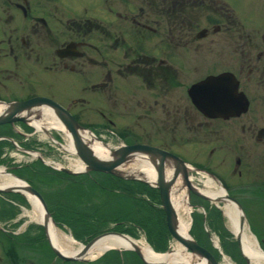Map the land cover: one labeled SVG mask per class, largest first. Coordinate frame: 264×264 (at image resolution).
Segmentation results:
<instances>
[{"label": "flooded vegetation", "instance_id": "af4514ba", "mask_svg": "<svg viewBox=\"0 0 264 264\" xmlns=\"http://www.w3.org/2000/svg\"><path fill=\"white\" fill-rule=\"evenodd\" d=\"M249 19L237 0H0V114L18 104L16 119L0 124V159L12 148L31 161L7 164L8 173L33 172L24 180L50 222L71 229L72 214L82 213L48 204L51 185L67 178L39 177L63 172L61 136L70 130L62 115L108 149L141 145L177 156L189 179L202 173L241 210L264 214V30ZM27 202L19 190L0 192L8 204L0 208V264H94L111 251L114 260L100 263L120 264L122 251L135 252L63 258L44 222L20 219ZM104 231L118 230L75 238Z\"/></svg>", "mask_w": 264, "mask_h": 264}, {"label": "rangeland", "instance_id": "374dc122", "mask_svg": "<svg viewBox=\"0 0 264 264\" xmlns=\"http://www.w3.org/2000/svg\"><path fill=\"white\" fill-rule=\"evenodd\" d=\"M240 3L243 4V13L244 15H248L250 17L249 20L252 19V17H256L258 19V23L260 26V30H264V0H237ZM63 138V141L66 143L65 147L69 145L70 138L65 137L64 135L61 136ZM1 150V149H0ZM55 147H53L52 154L53 158L59 157L58 152ZM6 152L7 157L0 159V167L4 168L5 171L9 172L7 169V164H22V163H31L29 161L30 156L29 155H23L22 153L18 152L16 149H8ZM62 163L61 165L65 166L69 170H76V169H82L83 164L81 161L77 159V157L72 154L70 151H63L62 153ZM2 157V156H1ZM136 159L141 158H134L131 160V162L125 163L120 167L124 171H130L131 169H136L137 167H133L134 161ZM56 161V160H55ZM21 176L15 175L16 177H19L21 180L25 181L26 177L29 175L27 171L22 169ZM10 174V173H8ZM12 175L16 173H11ZM135 177L139 178L140 176L133 173ZM54 175V174H53ZM100 180L102 183H106V177L101 176L97 173L93 174V178L95 177ZM190 180L197 188H199L202 192H208V191H214V190H222L221 187L218 184H212L211 186L206 185L204 182L206 180V176L202 173H195L191 172L189 174ZM206 177V178H205ZM205 178V179H204ZM96 179V180H97ZM97 180V181H98ZM52 181H60V179L52 180ZM99 182V181H98ZM62 186L58 184H52L51 185V193L52 197L56 198L60 205L58 207L60 208H70L71 211L77 212L79 211L81 216L78 214L73 215L72 220L70 222V230H62L59 228L53 221L52 226L54 230L57 232L58 235L64 234L68 235L72 238V240L76 243V246L78 245V242H80V238H75V235L81 230H84L85 227L96 228L92 229L93 231H102L107 228H112L114 226H118L120 228H127L128 232L120 231L129 236L131 239L135 240L139 245H147L150 247L147 240L150 238H155V230L158 228L159 224H155L154 221L151 218L150 210L146 206L140 205V209L133 210V206H131L130 201L124 202L123 199L117 198V197H109L108 195H101V192L97 185L92 184L91 187L88 188L85 187V185H81L83 188H68V182L63 181ZM181 181L175 182L174 190H178L179 185H181ZM133 184V183H132ZM134 185V184H133ZM76 187V185H75ZM80 187V186H79ZM77 190V191H76ZM145 199H147V196H145L142 192H139ZM176 194H181L186 196L185 189H181ZM26 195V194H25ZM174 196V194H173ZM3 197H6L7 199H11L10 195H4ZM26 197L29 200V197L26 195ZM14 201V200H13ZM159 201V200H158ZM30 204L28 203L27 206H24L21 204L22 207L29 209L31 205V210L24 211L25 214H23V211L20 209L21 213L19 214L20 219H30L32 221H35L32 219L33 216L37 215L33 211V205L32 202L29 200ZM155 203L156 207H160V203L158 204L156 201H153ZM133 204V203H132ZM186 204L188 206L187 211L181 210V215L184 216L185 219L188 220L189 226H188V234L193 237L197 243L205 248H207L215 257L218 264H250L245 261L242 254L238 250L237 244L235 242V236L232 234V232L229 230L228 227V221L226 216L223 213L222 206L223 201H208L205 199H201L197 196H194L192 194L186 196ZM250 206H255L253 202L249 204ZM99 206V207H98ZM57 207V206H56ZM161 208V207H160ZM252 209V208H251ZM105 214L101 215L100 220L93 222V213L99 212ZM124 213V212H130L134 215L146 216V220L144 221L146 223L143 227H135L130 224V220H121L119 224H116L119 221L118 219H115L112 217L116 213ZM145 215V216H144ZM242 215L244 222L246 224L247 230L253 234V236L256 238V240L259 243V246L264 251V244L259 241V238L264 237V214L258 212L257 210H242ZM102 219V220H101ZM145 219V218H144ZM162 226L164 227L166 234L164 235L165 240V249L164 250H153L154 252L158 254H163L166 251L175 250L174 247H176L177 241H174L173 238L170 236V234L167 231L166 225H165V218L164 215L162 217ZM83 220V221H82ZM132 221V218H131ZM37 222V221H35ZM5 224H8V221L5 222ZM4 224V226H6ZM85 224V225H84ZM160 226V227H162ZM16 227V226H15ZM14 230H22V226H18L17 229ZM59 228V229H58ZM117 228V227H116ZM262 228V229H260ZM86 229V230H89ZM99 229V230H97ZM130 229V231H129ZM75 234V235H74ZM61 236V235H60ZM88 236V235H87ZM86 237V236H84ZM152 249V248H151ZM188 252V251H187ZM189 253V252H188ZM1 255V252H0ZM99 255V254H98ZM94 255L93 257H89L88 260H91L92 258L98 256ZM115 252H108L105 256H103L100 260H98L94 264H101L100 262L103 261L106 258H111L113 261V257L115 256ZM103 263V262H102ZM119 263L120 264H142L141 257L139 254L130 250H124L119 255Z\"/></svg>", "mask_w": 264, "mask_h": 264}, {"label": "water", "instance_id": "95a60500", "mask_svg": "<svg viewBox=\"0 0 264 264\" xmlns=\"http://www.w3.org/2000/svg\"><path fill=\"white\" fill-rule=\"evenodd\" d=\"M12 105L15 107L3 114H0V124L5 122H11L16 119V117L14 116V112L17 109L18 104L15 103ZM59 116L61 120L64 121L69 127L70 130L69 137L72 143V153H74L84 165L83 168L79 170H69L64 166H59L58 167L59 170L69 174H78L88 171H99V172H104L115 176H119L122 178L143 181L149 184L150 186L156 187L159 191L158 193L159 201L164 213L165 225L168 233L173 238V240L177 241L184 250L188 251L192 255L193 259H203L205 264H218L217 260L209 250L199 245L189 234L188 236H184L178 231L177 215L171 203L172 186L178 177H180L182 181L180 188L185 187V192L187 196L189 194V191H191L201 198L211 200L206 194L201 192L196 186H194L191 183L187 174V166L180 158L168 152L161 151L156 148L144 147L141 145L122 147L115 150L108 149L109 157L107 158L98 157L92 151V149L87 144V142L83 139L82 135L76 131V129L74 128L75 123L73 122V120L70 117H64L62 115ZM144 155L151 156V160L147 162L151 165L154 171V180H155L154 184H151L147 179L144 178V176L142 175L143 172L141 170L131 169L129 172H124L120 168L122 167L123 164L131 162V160L134 158L142 159ZM165 159H170L173 163V166H165L164 163ZM133 173L139 175L140 177L139 178L135 177ZM20 187L23 191L33 196L41 206V209L43 211L44 228L48 233L47 221L49 218V214L46 210L43 199L40 197L38 192L26 182H24ZM222 189L224 190V188ZM5 191H18V189L14 186L0 187V192H5ZM213 200L215 201L229 200L233 202L240 212L239 229L242 228L243 220H244L242 215V210L240 205L235 199L229 197L226 194V192H224V195L222 197H218V198L216 197ZM113 234L122 237H127V235L120 232H115V231L102 232L92 237L86 243L82 244L79 250V255L76 256L66 255L52 244L51 246L53 251L59 256L66 259H75V258H80L83 254H85V252L89 249V247L100 237L113 235ZM236 242H237L238 250L244 257L245 261L249 263V258L245 256L241 251L240 236L238 235H236ZM131 244H132V249L139 254V256L144 260L146 264H153L142 257L138 246H136L132 242ZM171 253L172 250L166 251L163 254L170 255ZM169 264H173V263H169Z\"/></svg>", "mask_w": 264, "mask_h": 264}, {"label": "bare ground", "instance_id": "6f19581e", "mask_svg": "<svg viewBox=\"0 0 264 264\" xmlns=\"http://www.w3.org/2000/svg\"><path fill=\"white\" fill-rule=\"evenodd\" d=\"M45 118L51 120V117L49 115ZM52 118L55 119V117ZM82 137L90 146L95 155L102 158L109 157L108 148L100 142L96 141L91 133L85 132L82 134ZM65 149L68 151H72L71 139L69 141V145L66 146ZM133 167H137L136 169L141 170L143 172L142 175L144 176V178L147 179L151 184L155 182L153 168L144 158L136 159L134 161ZM23 183L24 182L22 180L17 179L11 174H8L7 172H5L4 168L0 167V187L14 186L19 191L26 194L29 197V200L32 202L34 208L33 211H35L34 213L37 214L33 216L32 219L37 222H43V211L41 209V206L33 196L21 189L20 186H22ZM204 183L209 186H211L212 184H217L210 177H207ZM179 191L180 189L174 190V188H172L171 203L177 215L178 231L182 235L188 236L189 222L180 213L181 210L186 212L188 206L186 204L185 194H176ZM203 193L206 194L211 200H213L216 197H222L224 195V190H214ZM222 201V210L227 218L229 230L234 236H240V246L242 253L249 258L250 264H264V253L260 250L259 246L257 245L253 234H251L247 230L245 222L243 223L242 228L239 229L240 212L237 207L233 202L229 200ZM47 227L48 236L53 246L57 247L61 252L65 253L66 255H79V250L81 246H76V243L72 240L70 236L64 234H60L61 236L58 235L57 232L54 230L50 220L47 221ZM131 242L140 248L142 257L153 264H205L203 259H193L192 255L186 250H184L178 242L176 244V247H174L175 250H173L170 255H165L154 252L147 245H139L135 240L131 239L130 237H122L115 234L103 236L97 239L81 257H93L94 255L100 254L104 249L110 247L131 248Z\"/></svg>", "mask_w": 264, "mask_h": 264}, {"label": "trees", "instance_id": "16d2710c", "mask_svg": "<svg viewBox=\"0 0 264 264\" xmlns=\"http://www.w3.org/2000/svg\"><path fill=\"white\" fill-rule=\"evenodd\" d=\"M0 151H2V150H0ZM26 168L27 167H22L19 170L21 171L22 169H24L25 171H27L29 173V175L26 177V179H28V180L30 178L33 179L34 173L29 171ZM94 173H97V174H99L101 176L106 177L107 182L106 183H102L95 176H94L95 177V179H94L93 178V174ZM17 174L19 175V174H21V172L18 171ZM39 175H40L39 176L40 178H44L45 177L50 182H52V180L59 179L58 178L59 176H65L67 178L66 179V183L68 182L67 184H68V186H70L68 188H71V189H73L72 187H74V188H77V187L78 188H83L84 186L82 187L81 185H85V187L88 186V188H89V187H91L90 185L95 184L99 188V190L101 192V195H108L109 197H117V198H119V200L123 199L124 202H127L129 200L131 206H133V210L140 209V205H142V207H143V205L146 206L150 210V215H151V218L154 221V223L155 224H159L158 228L154 232L155 238L152 239L149 236V240H147V241L150 244V246L156 251L164 250L166 248L165 247L166 237L164 238V235L166 234V231H165L164 227L161 225L162 221H163L162 217H163L164 214H163L162 209L160 207L157 208L155 203H153V201H156L159 204L158 196L154 195L151 192V190L149 188H147L143 183H141L139 181H129V180L124 181V180H120V179L112 177V175H110V174L102 173V172H96V171H89V172L82 173V174H77V175L66 174L64 172H52L50 174L42 172ZM19 176H21V175H19ZM58 183H60V182L58 181ZM75 185H76V187H75ZM83 190H85V189L83 188ZM139 192H142L145 196H147V199H145ZM56 200H57L56 198L52 197L48 201L49 206H51L52 208H54L56 206L58 207V205H60V204ZM7 206H8V204H0V208H4V207H7ZM68 207H66V208L68 209ZM58 208H60V207H58ZM60 209H62V208H60ZM0 211H2V210H0ZM101 215L105 216V214L100 213V210L97 213H93L92 216H93L94 219L91 220V221H93V222H96L97 220L99 221ZM112 217L114 218V220L115 219L119 220V221H116V222H118L116 224L121 223L120 222L121 220H130V224L135 226V227H140L141 228V227L146 225V223L144 222L146 220V216L145 217H142V216H138L137 217L136 215H134V214H132L130 212L116 213ZM131 218H132V221H131ZM160 226H162V227H160ZM112 228L115 229V230H118V231L128 232V229L125 228V227L124 228H120V227H118L116 225V226H114ZM86 229H89V227L88 226L85 227V229L79 231L77 233V235L86 236V235L93 234V233L96 232V231L92 230V229H96V228H91V230L90 229L86 230ZM97 230H99V229H97ZM129 231H130V229H129ZM77 235H75V237H78Z\"/></svg>", "mask_w": 264, "mask_h": 264}]
</instances>
